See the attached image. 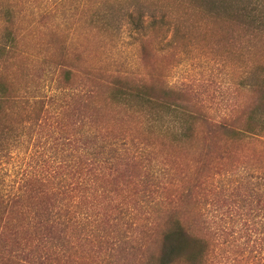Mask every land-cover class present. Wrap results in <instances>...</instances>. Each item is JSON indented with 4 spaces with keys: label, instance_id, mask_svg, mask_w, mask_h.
<instances>
[{
    "label": "rangeland",
    "instance_id": "1",
    "mask_svg": "<svg viewBox=\"0 0 264 264\" xmlns=\"http://www.w3.org/2000/svg\"><path fill=\"white\" fill-rule=\"evenodd\" d=\"M242 1L264 12V0ZM208 9L207 0H0V45L19 42L0 50V86L18 100L0 111V184L11 194L25 183L34 190L15 206L0 201V264H141L175 219L206 240L205 264L243 256L246 238L230 245L222 230H241L247 209L264 208V131H247L250 116L263 124L264 27L246 30ZM132 15L145 26L171 20L180 36L165 25L141 42ZM61 68L75 72L70 83L60 82ZM117 75L187 106L195 118L189 141L176 143L115 104ZM32 96H55L45 106H62L43 117ZM102 145L75 208L80 222L28 230L42 201L78 193H70L75 163L93 161ZM62 181L69 192L57 196ZM10 217L19 229L4 228Z\"/></svg>",
    "mask_w": 264,
    "mask_h": 264
},
{
    "label": "trees",
    "instance_id": "2",
    "mask_svg": "<svg viewBox=\"0 0 264 264\" xmlns=\"http://www.w3.org/2000/svg\"><path fill=\"white\" fill-rule=\"evenodd\" d=\"M194 1V0H191ZM209 4L208 11L212 13L214 11V17L231 19L233 21H239L237 23L248 28L255 26L260 31L263 30L264 27V12L260 9L244 5L242 0H207ZM224 14V16H221ZM132 24L135 27L136 33L141 37V42H145L149 39L147 35L150 34V30H155L157 27H162L165 25H169L171 29H173L172 37L176 38L180 36L181 28L178 26L179 24H175L171 20H166L165 18L160 19L148 23V25H144V19L142 16H139L136 20L134 16H131ZM167 23V24H166ZM240 25V27H241ZM174 27V28H173ZM5 40L9 45V49L16 48L19 42L17 39L10 38ZM1 51L7 50V46L1 44ZM6 47V48H5ZM3 51V52H4ZM61 83H70L71 79L75 76L74 71L72 69H64L61 68ZM127 75H117L115 80L116 83L112 86L113 96L112 100L118 106L125 108L126 110H131L136 113V110L139 112V115L145 119L149 129H155L158 131H162L165 137H171L172 140L176 143L184 142L186 143L191 138L189 133L191 132V123L193 122L194 117H192L191 112L188 110L187 106H183L181 104H170L163 100V98L156 97V95L152 93H148L145 87L142 85L140 88H131L127 85L128 80ZM64 89V87H62ZM168 91V90H167ZM264 93V90L263 92ZM19 97H25L18 95ZM55 96L47 98V96H32L34 105L36 109L40 110V114L45 117L48 113L50 114L51 109L56 107H61L62 105L57 104V102L52 103V107L45 106L47 104V99H54ZM18 101L16 98H11L8 94V91L4 85L0 86V111H2L6 102ZM50 108V109H49ZM58 109V108H56ZM52 112V110H51ZM56 112V111H54ZM57 113V112H56ZM172 113V114H170ZM250 121L247 124V131L260 135L264 131V116L260 118L259 121H263L261 125L260 122L256 121L254 117H249ZM35 119V118H34ZM255 120V121H253ZM219 128H223L228 133H236L234 124H219L216 126ZM264 135V134H262ZM20 135H17L16 138L19 139ZM116 144V142H114ZM105 147L102 145L99 147L101 151L96 150L94 152L95 157L92 160H88L86 162H76L75 163V173L73 179V183L70 189V193L77 191L78 193L74 194L71 198L64 201L57 200L55 202L46 204L47 202L42 201L41 203H45V207L40 208L36 207V212L34 217L30 218L28 221V230H68L72 227H75L78 224V210L80 208V200L84 197L83 192H80L83 188L87 187L89 183H91L90 178H87V174L93 175L96 168H99L98 164L102 162L100 156L105 153ZM142 152L145 151L144 148H139ZM2 151L0 150V159L2 156ZM98 156V157H97ZM89 176V177H90ZM65 183H57L55 195L61 196L62 194L69 192V188L64 185ZM38 188V187H37ZM19 192L16 194H11L8 191L1 188L0 184V201L5 205L15 206L19 200L30 191L34 192L32 185L25 183L24 186L19 188ZM36 190L35 193H37ZM69 193V194H70ZM81 195H78L80 194ZM73 199L76 201L74 202ZM79 199V200H78ZM41 204H38L40 206ZM1 210V209H0ZM255 209H247L246 210V227H243L241 230H222V235L226 240V243L229 242L228 239H232L230 241V245L233 242L241 243V239L246 238V242L240 244L242 249V257L238 260L229 254L225 258V262L223 264H230V259H232V263L236 264V262H243L242 264H264V208L259 209V214H254ZM247 212H252L253 215L251 217L248 216ZM226 213V212H225ZM83 213H81L82 215ZM229 214V213H227ZM231 214V213H230ZM256 217L259 218V222H252L251 218L256 220ZM29 219V218H28ZM14 219L10 217L4 228L9 226L10 230L13 228ZM254 223V224H253ZM19 229V225L14 224ZM260 226L261 228H258ZM2 229V228H1ZM227 229V228H226ZM246 229V230H245ZM3 230V229H2ZM55 250V251H54ZM58 249L55 247L50 248L49 254L45 257L48 259L51 255V251L57 252ZM14 249L8 251V256L15 254ZM18 252V250H17ZM16 252V253H17ZM53 252V253H54ZM212 252L209 251L207 242L204 238L197 236L190 232L179 219H175L172 221L171 225L163 231L161 238L157 241V249L155 253H150L147 255L145 260L141 261V264H205L210 257ZM246 254V256H245Z\"/></svg>",
    "mask_w": 264,
    "mask_h": 264
}]
</instances>
